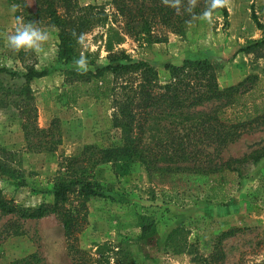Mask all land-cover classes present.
<instances>
[{
	"label": "rangeland",
	"instance_id": "rangeland-1",
	"mask_svg": "<svg viewBox=\"0 0 264 264\" xmlns=\"http://www.w3.org/2000/svg\"><path fill=\"white\" fill-rule=\"evenodd\" d=\"M25 2L35 11V0ZM79 3L82 7H106L109 12L112 0ZM18 8L15 0H0V68L24 73L27 66H33L48 72L31 83L39 124L47 128L52 120L59 119L63 133V143L54 153H29L16 111L0 108V146L15 154L20 171L17 179L0 176V188L15 204L35 208L53 202L64 159L79 157L87 146H123L124 138L121 129L113 126L112 101L90 97L71 100L67 81V72L75 71L73 61L82 55L87 62L101 67L108 64L109 26H99L81 36L79 55L70 62L58 58L57 32L43 28L50 40L45 47L46 57L37 58L14 52L6 43V36L17 27ZM227 9L228 17L220 11L212 13L211 23L198 17L181 33L166 31L161 41L122 37L117 48L126 50L135 62H147L156 68L162 83L170 78L168 65H181L188 59L215 64L221 88L237 85L249 76H264V48L252 53L243 51L249 43L264 39V0H230ZM0 84L4 88L20 87L22 82L0 74ZM263 145L264 128H256L226 149L221 159L239 158ZM94 181L101 184L102 194L89 199V225L79 236L80 246L94 256L99 245L126 242L136 264H196L192 261L195 253H186L189 245L209 254L214 236L231 228H247L246 233L226 242L228 263L264 264V160L244 172L226 205L207 199L213 193L206 177L149 173L137 161L121 170L112 164L101 165L94 171ZM146 220L149 238L140 239ZM11 226L21 233L0 236V264H72L63 226L56 216L19 221L0 213V235ZM177 228L184 230L182 255L166 247L169 234Z\"/></svg>",
	"mask_w": 264,
	"mask_h": 264
},
{
	"label": "trees",
	"instance_id": "trees-1",
	"mask_svg": "<svg viewBox=\"0 0 264 264\" xmlns=\"http://www.w3.org/2000/svg\"><path fill=\"white\" fill-rule=\"evenodd\" d=\"M15 1L19 5L17 18L22 17L24 23L39 22L41 28L57 32L58 58L62 62L78 57L81 36L99 26H109L108 64L101 67L96 62H87L92 69L85 73L67 72V81L71 100L90 97L112 101L113 126L121 129L124 145L87 146L79 157L64 159L52 203L25 208L8 199L0 188L1 215L19 221L54 215L60 220L72 264H136L126 242L99 245L96 256L80 246L79 236L89 225L88 201L101 196L103 190L94 181V171L99 166L112 164L121 170L137 161L149 173L206 177L213 193L207 199L226 205L230 191L240 185L244 172L264 160V145L239 158L221 159L223 152L245 134L264 128V76H249L237 85L221 88L215 64L210 60L188 59L181 65H168L170 78L162 83L156 68L147 62H135L126 50L117 48L122 37L157 42L166 31L181 33L185 25L201 17L207 0H198L192 15L183 13V9L177 15L161 0H112L109 12L106 7H82L79 0H35V11L25 0ZM219 11L228 17L227 7L212 13ZM259 48H264V39L249 43L243 51L252 53ZM0 74L22 82L20 87L4 88L0 84V108L16 111L26 151L54 153L63 143L60 120H52L47 128L40 126L31 88L33 81L46 77L48 72L27 66L24 73L0 68ZM15 157L0 146V176L10 179L20 176ZM147 222L140 239L149 238ZM17 229L7 227L0 236L20 235ZM247 231V228H231L220 232L212 238L209 254L198 252L193 245H189L186 253L189 256L195 253L192 261L196 264H229L226 242ZM183 237L184 230L175 229L169 234L166 247L176 255L184 254Z\"/></svg>",
	"mask_w": 264,
	"mask_h": 264
},
{
	"label": "clouds",
	"instance_id": "clouds-1",
	"mask_svg": "<svg viewBox=\"0 0 264 264\" xmlns=\"http://www.w3.org/2000/svg\"><path fill=\"white\" fill-rule=\"evenodd\" d=\"M161 2L169 7H172L177 15L187 13L192 15L198 0H161ZM230 0H207L205 10L200 14L202 19L212 22V12L217 8L228 7ZM18 24L14 33L6 36V43L14 52H24L25 55H35L37 58L47 55L45 47L50 40V34L39 26V22L29 21L23 22L22 17H18ZM87 60L85 56L73 61V68L79 73L88 71Z\"/></svg>",
	"mask_w": 264,
	"mask_h": 264
}]
</instances>
